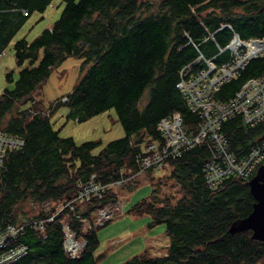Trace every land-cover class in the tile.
I'll list each match as a JSON object with an SVG mask.
<instances>
[{"label":"trees","instance_id":"1","mask_svg":"<svg viewBox=\"0 0 264 264\" xmlns=\"http://www.w3.org/2000/svg\"><path fill=\"white\" fill-rule=\"evenodd\" d=\"M50 3L0 0V55L31 12H43ZM54 15L33 38L13 43L17 69L4 72L0 129L23 139V144L3 152L0 228L46 218L42 201L73 196L76 181L92 173L107 182L108 177L134 172L135 153L150 140L161 142L156 124L174 110L188 130L196 131L198 114L176 88L179 70L185 66L183 74H193L198 53L213 56L218 63L226 61L228 52L218 47L227 43L232 31L241 38L264 34V0H63L62 8L48 16ZM68 57L81 59L80 75L64 102L59 96L45 108L34 91ZM263 72L264 55L253 57L235 77L222 82L214 96L225 100L245 80ZM61 103L77 121L114 108L123 135L93 153L100 140L76 143L71 135L61 136L44 113ZM220 131L229 148L242 154L264 140V120L249 126L240 116L230 117L222 121ZM210 158L204 138L168 164L143 172L153 185L160 182L158 170L171 168L166 173L171 190L160 193L153 185L150 194L130 208L148 215V225L163 223L168 245L161 255L145 246L122 264H264V241L252 238L250 229L229 230L254 202L248 179L230 175L218 187L208 188L204 168ZM163 184L161 180L157 185ZM105 185L99 195L75 202L72 211L57 215L84 240L75 256L63 248L60 224L44 220L42 230L25 227L18 235L14 243L27 250L9 264H97V229L112 216L100 224L90 222L97 208L117 198L115 184ZM82 217L87 219L84 228Z\"/></svg>","mask_w":264,"mask_h":264},{"label":"built area","instance_id":"2","mask_svg":"<svg viewBox=\"0 0 264 264\" xmlns=\"http://www.w3.org/2000/svg\"><path fill=\"white\" fill-rule=\"evenodd\" d=\"M23 12L26 13L25 9ZM226 26L231 29L229 24ZM222 47L229 52V58L226 61L215 63L213 58L198 53L196 62H202L203 68H196L190 75L181 74L176 82V87L186 105L198 114L196 131L188 130L182 124L178 113L161 117L157 125L161 142L150 140L135 153L134 172L128 175L120 173L115 179L108 177L107 182H102L92 173L87 179L76 181L73 196L60 198L55 203L48 200L42 201L41 207L48 213L46 218L29 219L18 224L8 223L0 228V264H9L26 253L27 247L24 244L14 243L25 227L42 230L44 220H58L57 215L65 210L72 211L75 202H83L94 194L99 195L106 188L105 184H115L117 187L125 182L133 181L140 172L155 171L162 165L168 164L167 160L173 159L204 138L211 148V158L204 168V181L208 188L218 187L222 180L230 175L250 178L258 165L264 161V140L253 144L246 153H234L220 131V126L223 120L234 116H240L242 122L249 126L264 120V72L245 80L225 100L216 98L214 92L222 82L235 77L250 58L264 55V34L260 37L241 38L232 31L230 39ZM219 49L222 50L221 47ZM65 100L66 96L60 97V101ZM22 144L23 139L0 130V166L5 149L18 148ZM109 205L110 203H107L97 208L90 225H95L96 216L98 224L103 222L101 215L104 211H111ZM61 219L65 222L64 218ZM81 220L82 228H84L87 219L82 217ZM60 226L64 233L65 251L75 256L84 244V240L76 237L68 223H62ZM63 227L69 232L67 238H65ZM77 241L81 244L79 249Z\"/></svg>","mask_w":264,"mask_h":264},{"label":"rangeland","instance_id":"3","mask_svg":"<svg viewBox=\"0 0 264 264\" xmlns=\"http://www.w3.org/2000/svg\"><path fill=\"white\" fill-rule=\"evenodd\" d=\"M62 3L63 0H51V3L46 6L44 12H31L22 23L20 29L14 34L10 43L4 48L0 55V91L6 85L4 80L5 70L17 69L14 59L13 43L21 37H26V39L29 40L33 38L38 33V26L35 23L40 25L43 21L44 24L52 22L57 15H54L52 19H49L48 15L52 11L56 13L57 9H61ZM44 13L47 15L45 16ZM219 48L220 47H218V50L220 52L224 50L228 52L227 49H223L224 47H221L222 50ZM211 58L214 60L213 56H211ZM196 59L197 57L194 58V63L199 65V69L203 68L201 67L203 63L196 62ZM80 62L81 59L79 58H66L52 71L43 85L40 86L41 89H36L34 91L36 98L39 97V99H41L43 107L47 108L50 102L55 98L59 96L61 97L70 91L72 85L80 75ZM215 63L218 62L215 61ZM178 73L179 76H181V74H183V69H180ZM45 112L50 115L49 118L52 125L55 128H59V134L61 136L71 135L76 143L85 140H100L101 143L93 149V153L98 152L108 141L119 138L123 135V127L114 108L111 107L79 121L67 115L68 107L62 103L56 106L53 110L46 109ZM172 113H178L180 115V112L177 110L172 111ZM180 118L183 124L181 115ZM168 169L171 170L169 167L164 169L163 172L162 170L157 171L158 173H161L160 176L156 177L160 182L153 185L160 188V193L171 190L168 187L171 180L168 179L166 174ZM146 176V173L140 172L138 173L137 181L133 180L117 186V198L109 205L111 211H104L101 215L103 221L111 216L112 218L103 225H100L97 229L99 243L94 250V254L99 256L97 258V264H122L131 256L143 252L145 246L149 247L150 244L153 245L150 249L152 254H165L166 250L164 247L168 244L167 240L164 238L163 223L155 224L153 226L148 225L150 222V217L148 215L135 214L130 210L132 204L147 197L153 188V185L148 181ZM161 180L162 182L164 181V184L162 187H158L159 185L157 184L161 183ZM97 220L96 216L95 224H98ZM63 229L65 232V238L69 237L68 230L64 227ZM77 243L79 249L81 244L78 241ZM164 243H166V245H164Z\"/></svg>","mask_w":264,"mask_h":264},{"label":"water","instance_id":"4","mask_svg":"<svg viewBox=\"0 0 264 264\" xmlns=\"http://www.w3.org/2000/svg\"><path fill=\"white\" fill-rule=\"evenodd\" d=\"M249 189L254 202L250 211L243 217L233 221L230 231L251 230V237L264 241V161L248 179Z\"/></svg>","mask_w":264,"mask_h":264},{"label":"bare ground","instance_id":"5","mask_svg":"<svg viewBox=\"0 0 264 264\" xmlns=\"http://www.w3.org/2000/svg\"><path fill=\"white\" fill-rule=\"evenodd\" d=\"M172 113V112H171ZM170 113V114H171ZM161 119V118H160ZM159 119V120H160ZM159 120H158V122H159ZM158 122H157V124H156V130H157V133H159V131H158V128H157V125H158ZM59 200V199H58ZM58 200H55V201H51V200H48V201H50L51 203H55L56 201H58ZM68 211V210H67ZM59 220V219H58ZM58 220H55L56 222H58L59 224H62V223H68V221L65 219V222L62 220V219H60L59 221ZM70 227V226H69ZM71 228V227H70ZM62 230V229H61ZM62 233H63V231H62ZM63 240H64V233H63ZM81 240V239H80ZM62 245H63V242H62ZM63 248H64V246H63ZM65 249V248H64ZM166 253V252H165ZM11 263V262H10Z\"/></svg>","mask_w":264,"mask_h":264},{"label":"crops","instance_id":"6","mask_svg":"<svg viewBox=\"0 0 264 264\" xmlns=\"http://www.w3.org/2000/svg\"><path fill=\"white\" fill-rule=\"evenodd\" d=\"M44 12V11H43ZM42 13V12H41ZM45 14V13H44ZM47 14H45V16H46ZM40 17H41V15H40ZM49 17V19H50V16H48ZM45 19V18H44ZM37 26H38V31H40V29H42V28H44L45 26L44 25H50L51 24V22H49L48 24H44V21L42 22V23H40V25L39 24H37V23H35ZM44 26V27H43ZM166 240H167V244H168V238H167V236H165L164 237ZM164 245H166V243H164ZM152 246L153 245H150V249L152 248Z\"/></svg>","mask_w":264,"mask_h":264},{"label":"clouds","instance_id":"7","mask_svg":"<svg viewBox=\"0 0 264 264\" xmlns=\"http://www.w3.org/2000/svg\"><path fill=\"white\" fill-rule=\"evenodd\" d=\"M23 11V10H22ZM24 13V12H23ZM62 96H65V95H62ZM62 102H64V101H62ZM45 113V112H44ZM48 114V113H47ZM1 130V129H0Z\"/></svg>","mask_w":264,"mask_h":264}]
</instances>
